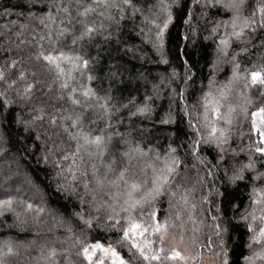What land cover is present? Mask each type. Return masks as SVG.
<instances>
[{
    "label": "snow or ice",
    "instance_id": "snow-or-ice-1",
    "mask_svg": "<svg viewBox=\"0 0 264 264\" xmlns=\"http://www.w3.org/2000/svg\"><path fill=\"white\" fill-rule=\"evenodd\" d=\"M71 2L75 4V17L71 15L73 9L65 0H16L15 3L9 2L8 7L0 5V17L17 18L10 21L12 26L18 20L24 21L19 23V30L14 32L15 40L0 42V56H3V62L0 63V113L3 114L0 129L3 133L0 136L15 127L17 136L24 142L26 149L29 146L38 148L37 154L43 162L53 165L56 175L61 178L57 184L58 190L78 201L79 206L73 204V210L61 214L59 220L61 226L67 220L65 240L72 241V247L77 249L75 255L78 264H189L190 261L200 264V252L193 255V248H204L212 253L214 264H232L225 238L239 229L241 224L248 234L245 247L251 253L243 256L245 264H255L257 260L264 264V69L249 72L244 68L241 71L237 56L246 53L248 49L241 47L239 52L233 51L231 74L227 83L216 86L210 77L209 90L201 88L202 95L193 105V110L198 105L202 111L196 112L198 123H194L189 118L192 110H189L186 103L185 86L179 84L181 74L178 71L179 68H184V85H187L194 80V76L189 75L194 65L187 59L182 60L179 52L168 47L172 39L170 25L174 16L169 10V4L160 0L161 15H142L141 23L147 26V30L141 27L137 34L144 37L142 43L150 44L151 49L159 56V63L166 66L169 83L165 86L177 84L178 91L173 88L170 96L179 97L181 119L186 120L190 130L187 146H174L173 140L162 155L150 143L147 150L136 143L120 154L122 159L117 167H113L116 164L113 158L103 164L101 172L95 164L88 165L84 160L85 155L90 158L104 156L105 141L111 139L110 135L104 134V129L97 132L91 127L96 120L88 116L92 112L93 116L102 114L108 117L112 107L107 93L101 95L98 90L84 83L85 80L94 79L92 75H85L93 58L82 55L75 49L67 52L59 48L45 50L43 35L37 40L33 34L30 40L23 38L24 33L28 29V22L37 21L49 30L50 40L51 27L56 20L53 15L55 9L56 15L65 18L68 25L72 26L73 45L78 41L81 44L91 43L96 36H100L105 43H111L114 35L115 42L119 44L120 22L129 15L135 20L136 13H142L143 10L137 8L133 0ZM193 2L201 9L215 8L217 12L223 10L225 14H230V21L217 20L210 28V34L215 38L221 23L225 28L231 27L227 36L221 35L216 41L220 55L229 54L228 36L235 38L239 44H245L250 42L247 39L250 34L257 33V30L264 33V0H258L252 5L249 15L244 14L248 0ZM172 3L177 10L187 8L180 0H172ZM90 16L100 17L102 22L99 25L94 21L89 22ZM105 20L108 21L107 25L103 23ZM60 23L64 24V19ZM184 23L188 24L189 19H185ZM113 24L117 25L115 33L111 30ZM77 30L79 34L75 35ZM68 32V27H62L58 35ZM184 39L187 40L188 37L185 36ZM34 40L35 50L26 51L25 46L31 48ZM260 46L264 47V36ZM176 47H179L178 43ZM126 51L131 52L132 49L127 48ZM187 55V52L183 53L184 57ZM173 57L176 62L174 66ZM41 69L52 77L51 82L41 78ZM75 72L80 73L79 81L73 75ZM236 83H242L239 94L243 96V103L236 106L229 103L226 105L227 110L221 111ZM53 85L56 94L49 96ZM214 86L216 93L211 91ZM251 89L255 90V99L248 94ZM37 93L46 99L38 100ZM149 99L145 97L146 103L129 115L139 114L150 118L153 109L147 104ZM13 108L16 111L10 121L8 115ZM218 120H222L225 126L218 128ZM234 120L240 125L239 136L242 143L243 137L248 136V143L240 147L239 151L229 145L235 131ZM159 123H175L171 104ZM245 123L247 133L243 130ZM44 125L47 127H43ZM110 126L105 125L106 128ZM201 128L205 131L202 132ZM49 129L56 130L58 141L53 138ZM124 143L131 144L129 140ZM201 145L215 150L213 160L200 155L203 150ZM180 151L200 166L190 185L185 176L188 165L179 155ZM242 153L246 159L241 158ZM221 168L223 175H218ZM65 180L69 182L65 183ZM241 184L249 189L248 203L237 215L239 206L234 201ZM77 188L82 190L77 191ZM165 200L170 211L161 219L159 206ZM16 201L17 196L6 191L4 198L0 199V215L5 211H13L12 206ZM19 203L24 205L25 212H35L34 220H38L45 211L32 202L21 199ZM229 211L232 215H229ZM15 217L13 227H20L25 223L20 219L19 213H15ZM73 219L82 226L83 240L80 236L73 239ZM186 224L192 226L186 228ZM92 234L99 238L90 239ZM55 244L56 239L51 241L46 249L47 254L40 259L46 264H58L57 257L62 255L64 264H72L67 254L68 249H57ZM255 246H259L260 250L252 251ZM43 251L44 248H41V252ZM13 254L11 239L0 242V264H6L5 258Z\"/></svg>",
    "mask_w": 264,
    "mask_h": 264
},
{
    "label": "trees",
    "instance_id": "trees-1",
    "mask_svg": "<svg viewBox=\"0 0 264 264\" xmlns=\"http://www.w3.org/2000/svg\"><path fill=\"white\" fill-rule=\"evenodd\" d=\"M9 2L15 3L16 0H0V5L8 7ZM82 2L87 3L89 0H82ZM165 2L169 4V10L174 16V21L170 25L172 39L168 47L179 52L182 60L187 59L191 65H194L189 73L190 76H194V80L187 85H184V68L181 67L178 71L181 74L179 84L185 86L186 103L189 110H192V116L189 118L194 123H198L196 112L202 111V109L197 105L196 109L193 110V105L202 95L201 88L203 87L204 91L209 90L208 81L210 77L215 81L216 86H223L227 83L231 74V53L233 51L239 52L241 47L248 49L246 53L237 56L241 71L244 68H247L249 72L264 69V47L260 46L264 33L257 30V33L250 34L247 37L250 42L245 44H239L235 38L228 36L229 54L223 56L217 52L216 41L220 39L221 35L227 36L231 32V27L225 28L223 23H221L215 38L210 34V28L214 26L217 20L221 22L230 21V14H225L223 10L217 12L215 8L201 9L198 4H194L193 0H180L181 4L187 5V8L180 10L175 8L172 0H165ZM257 2L258 0H248V6L245 8L244 14L249 15L252 11V5ZM65 3H68L69 7L73 9L71 15L75 17V4L71 0H65ZM133 3L143 11L142 13H136L135 20L129 15L120 22L119 44L115 42L114 35L111 43H105L100 36H96L91 43L84 42L81 44L78 41L76 45H73L72 26L68 25L65 18L57 16L55 9H53V15L56 20L51 27L50 40L48 39L49 30L37 21L28 22V29L23 37L31 40L34 34L38 40L39 36L43 35L45 37L43 42L45 50L59 48L67 52L75 49L80 54L93 58L85 75H92L94 79L91 81L85 80L84 83L98 90L101 95L107 93L111 98L112 107L110 110L111 114L108 117L102 114L93 116L92 112H89L88 116L90 119L96 120V123L91 125V127H94L97 132L100 129H104V134L106 136L110 135L111 139L105 141L104 156L96 155L94 158H90L85 155L84 160L88 165L95 164L101 172L103 171V164L108 163L113 158L116 160V164H113V167H117L122 159L120 154L130 146L134 147L136 143H140L145 150H147L150 143L154 148L159 149L162 155L163 150L173 140L175 141L174 146L184 144V147H186L190 131L186 120L181 119L179 97L173 98L170 96L173 88H177V84L172 83L168 87L165 86L169 83L165 72L166 66L159 63V56L151 49L150 44H143L142 40L144 37L137 34L141 27L147 30V26L141 23L142 15L150 17L153 14L161 15L160 0H133ZM189 12L191 13L190 16ZM16 19L15 16L0 17V26L7 25V27H0V42L16 39L14 32L19 30V23L24 22L18 20L17 24L12 26L10 21ZM61 19H64V24L60 23ZM185 19H189L188 24L184 23ZM257 19H259V14H257ZM88 20L89 22L94 21L96 25L102 22L101 18L96 16H90ZM103 23L107 25L108 21L105 20ZM62 27H68L69 32L58 35L59 29ZM116 29L117 25L113 24L111 30L115 33ZM78 34L77 30L75 35ZM185 36L188 37L187 40L184 39ZM35 43L36 41L34 40L31 48L25 46V50H35ZM177 43L179 44L178 48L176 47ZM127 48H131L132 51H126ZM185 52L188 53L187 57L183 56ZM2 62L3 56H0V63ZM175 63V58L173 57L172 66ZM40 73L42 79L51 82L52 77L44 72L43 69L40 70ZM73 75L79 81L80 73L75 72ZM162 76L163 79H161ZM216 86L211 88L213 93H216ZM241 91L242 83L234 84L221 111H226V105L229 103L233 106L242 104L243 96L239 94ZM55 94V85H53V90L48 95L54 96ZM248 94L255 99L256 93L254 89L249 90ZM145 97L150 98L147 104L153 109L151 117L139 114L130 116V112H135L137 107L146 103ZM36 98L38 100L46 99V97L40 96L39 93H37ZM81 99L83 98L81 97ZM170 104L172 105L175 123L167 125L159 123L161 116L168 111ZM15 111L16 109L13 108L9 112L8 119L10 121ZM2 116L3 114L0 113V119H2ZM106 124L111 126L106 128ZM224 126L222 120L217 121L218 128ZM43 127H47V125ZM233 127L235 131L229 140V145L232 149L239 151L240 147L248 143V136L245 135L243 137L242 143L239 136L241 128L235 120ZM200 130L202 132L205 131L203 128ZM243 130L247 133L246 123L243 125ZM49 131L53 138L58 141L56 130L49 129ZM0 133H3L2 129H0ZM125 133L129 135L126 136ZM125 140H129L131 144H125ZM201 148L203 150L200 155L206 156L210 161L213 160L215 150L204 145H201ZM38 152V148L33 149L31 146L26 149L24 142L17 136L15 127L0 136V199L4 198L6 191H10L17 196V201L12 206L13 211H5L3 215H0V242L5 239H11L14 252L13 255L5 258L6 264H46L40 257L47 254L46 249L54 239H56L55 247L57 249H68L69 260L72 264H78L75 255L77 249L72 247V241L65 240L67 236V220L64 226L59 223L61 214L71 212L73 204L78 207V201L75 197L58 190L57 184L61 178L56 175V170L50 162H43L37 154ZM179 155L188 165L185 176L190 185L195 180L200 166L190 156H185L183 151H180ZM241 158L246 159L243 153ZM194 164H196V167H193ZM83 167L84 165L82 164L81 168ZM218 175H223V168H221ZM68 182V180H65V183ZM78 182L79 174H77ZM216 182L219 184V180ZM17 189H19V192H17ZM81 190L77 188V191ZM248 191L249 189H246L243 184L237 188V199L234 201L239 206L237 215L248 203ZM21 199L45 209L38 220H34L36 215L34 211H24V205L19 203ZM159 209V216L163 219L170 211L166 200L161 202ZM249 211H251L250 208ZM15 213H19L20 219L25 221L20 227L12 226L16 219ZM229 215H232L231 211H229ZM71 223L74 229L73 239L76 236H80L83 240L84 236L81 235L82 226L75 219ZM191 226L190 224L185 225L186 228ZM204 231H207V229H204ZM247 235L243 224H241L239 229L233 231L230 236L225 238L232 264H245L243 256L251 254L250 250L245 247ZM96 238H99L96 234H92L90 237V239ZM41 248H44L43 252H41ZM259 250V246H255L252 249V251ZM197 251L200 252L201 256L200 264H214L215 258L212 253L204 248H193L192 254L195 255ZM57 260L58 264H64L62 255L57 257ZM189 264H195V262L190 261ZM255 264H260V261H255Z\"/></svg>",
    "mask_w": 264,
    "mask_h": 264
}]
</instances>
